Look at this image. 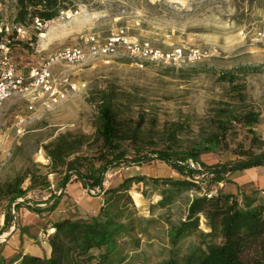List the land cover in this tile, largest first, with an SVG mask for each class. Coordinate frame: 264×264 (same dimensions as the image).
<instances>
[{
	"label": "rangeland",
	"instance_id": "rangeland-1",
	"mask_svg": "<svg viewBox=\"0 0 264 264\" xmlns=\"http://www.w3.org/2000/svg\"><path fill=\"white\" fill-rule=\"evenodd\" d=\"M68 6L78 14L67 20L57 16L41 30L31 23L25 38L11 46L12 60L23 71L64 47H81L86 57L53 66L58 77L68 76L78 85L67 88L60 102L53 104L30 90L0 107V248L12 253L7 260L24 250L45 255L49 249L58 217H51L54 210L39 214L29 210L33 204L49 208L61 197V204L66 203L61 208L71 207L68 214L74 219L99 212V199L94 198L98 189L91 191L76 181L79 192L72 199L59 185L68 172H73L70 182H75L74 170L82 158L102 149L103 102L111 104L128 129L123 147L130 158L166 147L184 152L207 145L216 136L219 144L200 155L209 165L264 154V38L257 35L264 25V0H72ZM15 14V0H0V21L14 22ZM121 30L129 39L148 41L164 51L182 48L188 56L190 50H198L201 56L170 64L133 58L123 47L108 56L89 51V36L103 43ZM225 74L235 76L234 83L223 80ZM252 114L257 120L249 119ZM128 176H145L133 181L129 190L142 218L138 231H144L135 232L139 247L129 236L119 242L128 264L183 262L200 247L198 232L176 244L169 234L186 218L196 196L224 191L241 198L239 190H243L264 198V166L232 175L233 182L217 183L209 174L190 176L159 159L128 162L108 170L105 188L118 186ZM155 178L193 180L200 189H178L170 203L161 206L158 202L171 185ZM20 181L26 195L9 203L12 186ZM25 199L29 204L15 206ZM6 211L13 215L8 228L4 227ZM200 228L210 231L204 217Z\"/></svg>",
	"mask_w": 264,
	"mask_h": 264
},
{
	"label": "trees",
	"instance_id": "trees-1",
	"mask_svg": "<svg viewBox=\"0 0 264 264\" xmlns=\"http://www.w3.org/2000/svg\"><path fill=\"white\" fill-rule=\"evenodd\" d=\"M15 2L16 14L13 21L29 26L36 18L41 21L54 19L61 9H69L68 3L72 0H15ZM222 79L234 83L235 76L226 75ZM230 112L233 113V110ZM100 119L102 149L95 156H84L79 168L74 170L77 176L75 181L82 182L83 187L91 191L98 189V195L103 194V204L99 212L86 219H74L70 213L64 218H56L53 222L54 230L49 237L52 248L49 257L20 253L7 260L0 248V264H128V254H124L119 242L123 237L129 236L135 246L139 247L140 239L136 238L135 232L141 234L144 231H138V223L142 218L137 213L129 190L133 181L140 182L145 176H128L118 186L105 188V176L112 166L159 159L167 162L180 173H187L190 176L195 173L209 174L211 180L217 183L233 182L229 178L232 175L264 166V154L245 160L212 165L202 161L200 155L213 150L219 144L217 136L207 140L209 143L207 145L184 152L166 147L152 149L142 154L140 151L139 156L130 158L129 150L123 147V141L130 136L128 129L117 118L109 102H103L101 105ZM249 119L257 120V116L252 114ZM52 155L56 159L54 152ZM190 159L198 163L201 168L192 166ZM72 176L73 172L66 173L59 186L64 188L71 181ZM154 181L171 185L165 188L163 197L158 202L161 206L169 204L172 195L178 189L192 187L200 189L193 180L155 178ZM21 183L20 181L12 186L9 203L17 202L26 195ZM239 192L241 198L234 192L224 191L216 194L204 193L193 198L186 218L177 227H173L169 234L173 244H176L180 239L198 232L202 245L189 254L183 262L170 259L164 264H264V198L254 191L239 190ZM60 200L61 197H57L49 208L33 204L28 209L38 214L55 210ZM22 204H29V200L25 199L15 206L20 207ZM4 214V227L8 228L12 225L13 215L8 211ZM202 217L206 219L209 232L200 228Z\"/></svg>",
	"mask_w": 264,
	"mask_h": 264
},
{
	"label": "built area",
	"instance_id": "built-area-1",
	"mask_svg": "<svg viewBox=\"0 0 264 264\" xmlns=\"http://www.w3.org/2000/svg\"><path fill=\"white\" fill-rule=\"evenodd\" d=\"M78 12L70 8L61 9L58 17L67 20ZM44 23L46 21L36 18L33 26L41 30ZM28 30V27L23 24L0 21V107L14 95L30 90L40 92L47 96L51 103L56 104L66 97L67 88L77 89L78 87L68 76L58 77L53 71V66L61 61L78 63L84 60L86 52L81 47H64L52 52L45 62L31 67L28 71H23L15 65L11 57L13 40L25 38ZM257 35L260 39L264 38V25ZM87 41L90 45L89 51L93 55L108 56L123 47L133 58L170 64H179L186 58L194 60L201 56L198 50H190L187 56L182 48L164 51L152 46L148 41L142 43L134 41L126 36L124 30L106 38L103 43L99 42L95 36H89Z\"/></svg>",
	"mask_w": 264,
	"mask_h": 264
},
{
	"label": "crops",
	"instance_id": "crops-1",
	"mask_svg": "<svg viewBox=\"0 0 264 264\" xmlns=\"http://www.w3.org/2000/svg\"><path fill=\"white\" fill-rule=\"evenodd\" d=\"M71 188H73V189H75L76 191L75 192H71V190H69V189H71ZM62 189V191L63 192H65V193H68V195L70 196V197H73L72 199H75L74 198V195L75 194H77L78 192H79V188H78V186H77V183H76V181L74 182L73 181V183L72 182H69L64 188H61ZM94 198H96V199H99V201H98V206L96 207V208H99L100 209V207L102 206V204H103V194H99V195H97V196H95ZM62 200V199H61ZM66 203H64V204H61V202L59 203V205H58V207H57V209H55L53 212H52V214H51V217L53 218V219H55V217H61V218H64L65 216H67V214H68V212H69V209H71V207L70 208H61L62 206H66L65 205ZM63 213V214H58V213ZM51 250H52V248H51V245H50V242H49V249L47 250V252H46V254L45 255H43V254H41V253H39V252H28L27 250H24V252L23 253H30V254H34V255H39V256H42V257H49L50 256V254H51ZM3 254L6 256V258H8V257H12V253L10 252V253H6V252H4L3 251Z\"/></svg>",
	"mask_w": 264,
	"mask_h": 264
},
{
	"label": "bare ground",
	"instance_id": "bare-ground-1",
	"mask_svg": "<svg viewBox=\"0 0 264 264\" xmlns=\"http://www.w3.org/2000/svg\"><path fill=\"white\" fill-rule=\"evenodd\" d=\"M52 230V229H51Z\"/></svg>",
	"mask_w": 264,
	"mask_h": 264
}]
</instances>
